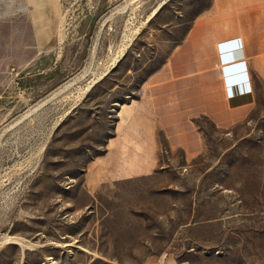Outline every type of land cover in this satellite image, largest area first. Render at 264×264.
Listing matches in <instances>:
<instances>
[{"label":"rangeland","instance_id":"rangeland-1","mask_svg":"<svg viewBox=\"0 0 264 264\" xmlns=\"http://www.w3.org/2000/svg\"><path fill=\"white\" fill-rule=\"evenodd\" d=\"M219 1L59 0L0 25V264H264L257 49L251 104L230 123L196 117L198 154L161 137L162 168L143 174L119 168L128 146L114 152L121 109L158 81L196 20L221 16ZM30 17L47 23L38 42Z\"/></svg>","mask_w":264,"mask_h":264},{"label":"crops","instance_id":"crops-1","mask_svg":"<svg viewBox=\"0 0 264 264\" xmlns=\"http://www.w3.org/2000/svg\"><path fill=\"white\" fill-rule=\"evenodd\" d=\"M238 1L243 0H220L221 16L217 13L196 20L183 42L172 50L165 68H160L158 81L149 83L141 100L121 109L126 119L124 123L118 119L115 124L114 131L120 134L114 152L119 156L124 152L122 147H128L127 159L119 168L143 174L162 168L161 137L167 139L170 150L181 148L185 158L192 157L203 146L194 126L196 117L230 123L251 104L253 94L247 93L246 59L256 49L258 64L264 59V0H258V9L248 11L240 8ZM57 2L0 0V25L20 23L22 19L12 18L17 10L50 9ZM24 23L31 27L32 38L38 42L35 26L47 23L34 17ZM249 27L258 30L251 31ZM250 41L255 42L254 46ZM16 42L14 49L21 50V43ZM239 83L246 91L235 92ZM229 87H233L234 95Z\"/></svg>","mask_w":264,"mask_h":264},{"label":"bare ground","instance_id":"bare-ground-1","mask_svg":"<svg viewBox=\"0 0 264 264\" xmlns=\"http://www.w3.org/2000/svg\"><path fill=\"white\" fill-rule=\"evenodd\" d=\"M73 83H74V82H72V84H73ZM72 84H71V85H72Z\"/></svg>","mask_w":264,"mask_h":264}]
</instances>
